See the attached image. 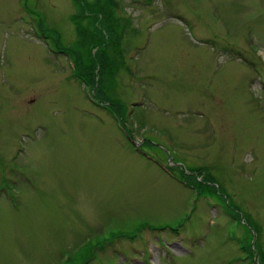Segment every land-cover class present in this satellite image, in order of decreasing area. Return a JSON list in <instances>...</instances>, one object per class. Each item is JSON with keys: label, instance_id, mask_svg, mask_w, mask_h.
<instances>
[{"label": "rangeland", "instance_id": "obj_1", "mask_svg": "<svg viewBox=\"0 0 264 264\" xmlns=\"http://www.w3.org/2000/svg\"><path fill=\"white\" fill-rule=\"evenodd\" d=\"M110 1L123 125L72 73L77 3L0 0V264H66L87 243L89 264H252L227 202L261 264L264 0ZM207 174L217 195H198Z\"/></svg>", "mask_w": 264, "mask_h": 264}, {"label": "trees", "instance_id": "obj_2", "mask_svg": "<svg viewBox=\"0 0 264 264\" xmlns=\"http://www.w3.org/2000/svg\"><path fill=\"white\" fill-rule=\"evenodd\" d=\"M77 3V6L79 7L78 13H75L71 20L73 19L74 25H75V31L76 36L78 37L77 45L78 48L82 50L75 51L74 49H70V53L75 67L78 70L77 72V78L82 80L87 86L90 87V89L94 88L95 91V97L98 98L96 101L100 103L102 108H109L111 107V110L115 112L122 121V124H124V118L125 114L120 106L119 102H116L112 99L111 91L114 87L113 85V77L114 73L118 69L119 63H117V66L114 65L113 61H116L115 59H111L106 56L105 51V43L107 42V39H110L111 41H116L119 39V36L121 34L119 33L118 29L116 28L114 24V20L112 19V11L110 9V5L112 6L114 3L110 0H95L93 3H89L87 0H74ZM42 20V17L39 18ZM87 23H82L81 20H85ZM113 21H112V20ZM40 25L43 27V21H39ZM96 50L92 52V50L95 48ZM77 49V50H79ZM86 74L88 76V79H83L80 75ZM98 83V87L95 85ZM107 102H110L109 105ZM144 144H149L148 141L144 140ZM182 172L183 177H186L189 182L191 183L195 180L193 176V169H190L191 172L185 173L182 169L180 170ZM200 171V170H199ZM207 181V182H206ZM198 195H208V196H214L217 195L216 193V186L214 184L213 178L210 174H207L204 178V182L198 181ZM210 183V184H209ZM222 199V198H221ZM228 210L230 216L234 219L233 230L229 232L228 237L232 241H235L240 249H243L246 253L244 256L250 257L249 262L252 264H255L253 259V252L251 251V242L250 238L251 235H247L250 232L249 227L244 225V223L241 222V216L239 209L232 203L227 202L225 205ZM246 216V214H245ZM245 219V217H244ZM247 220V219H246ZM253 221V219H252ZM250 222L252 225L251 227L254 229V232H256V242L255 244H260L259 239V227L256 225V223L253 221ZM248 222V221H247ZM249 223V222H248ZM179 227L182 226V224L178 225ZM236 226L244 227V233L240 236L235 235ZM140 230L133 231L132 229L128 232H120L118 234H122L124 237H132L136 233L140 232ZM111 232L108 231V234H106L107 237L106 240L113 239L115 237V233L113 235H110ZM102 237V236H101ZM100 237V238H101ZM98 238V237H96ZM98 240V239H97ZM88 246L85 248L78 249L73 256L68 260L66 264H89L91 258L90 251L93 252L95 248H98L97 246L92 247V243H87ZM101 248V247H100ZM242 260V259H241ZM261 264H264V255L261 254Z\"/></svg>", "mask_w": 264, "mask_h": 264}]
</instances>
